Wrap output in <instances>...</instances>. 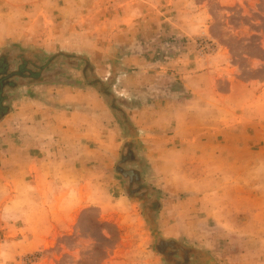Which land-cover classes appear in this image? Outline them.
<instances>
[{"label":"rangeland","instance_id":"1","mask_svg":"<svg viewBox=\"0 0 264 264\" xmlns=\"http://www.w3.org/2000/svg\"><path fill=\"white\" fill-rule=\"evenodd\" d=\"M5 54L13 72L40 75L5 88L0 264H264V232L228 237L208 220L187 193L194 174L161 147L171 132L159 129L166 106L193 97L184 77L201 70H214L217 93L229 79L264 88V0H0ZM33 104L88 121L60 157L38 158L49 163L38 172L14 157L34 150L14 124V111ZM158 239L197 254L171 248L168 262Z\"/></svg>","mask_w":264,"mask_h":264},{"label":"crops","instance_id":"2","mask_svg":"<svg viewBox=\"0 0 264 264\" xmlns=\"http://www.w3.org/2000/svg\"><path fill=\"white\" fill-rule=\"evenodd\" d=\"M213 75L214 70L207 68L188 77L189 80L184 77L185 87L189 85L186 89L193 97L184 102L174 101L160 112L163 118L159 129L171 132L164 137L166 144L161 147L174 151L182 159L184 173L194 174L191 184L186 186L191 192L187 193L205 207L208 220L223 226L227 232L223 234L228 237L255 238L254 232H264L259 225L260 219H264V88L229 79L227 91L217 93ZM194 80L204 83L194 84ZM63 98L77 99L78 94ZM14 113V124L31 132L32 138L28 140L34 150L14 151L16 166L22 167L23 159L31 162L27 171L38 172L41 165L49 166L38 158L60 157L65 150L61 146L72 136L86 137V117L52 112L36 104L16 109ZM11 119L12 116L5 117L1 125ZM99 124L95 121L93 125L98 128ZM169 127L171 131L167 130ZM72 131L75 135H71ZM43 141L47 142L46 148ZM171 145L174 148L167 149ZM18 161L22 163L17 164ZM50 162L56 165L53 160ZM60 163L64 166L65 159ZM253 219L254 226L250 225Z\"/></svg>","mask_w":264,"mask_h":264},{"label":"trees","instance_id":"3","mask_svg":"<svg viewBox=\"0 0 264 264\" xmlns=\"http://www.w3.org/2000/svg\"><path fill=\"white\" fill-rule=\"evenodd\" d=\"M9 59V56H7L6 54L0 58V121L10 112V107L7 104L8 96L5 88L12 89L16 87V84H14L13 81L17 76L21 78L26 77L31 81H36L37 77H39L40 75V72H33V70L30 69L28 70L24 68L23 65L19 68V70L13 72L10 66ZM163 246L165 247V249L161 248ZM170 249L171 251L174 249L178 253H180L183 259L185 258V256H193L197 254L196 250L185 248L179 243H176L172 240L166 241L158 239L156 251L168 262H171V260H169V256H171Z\"/></svg>","mask_w":264,"mask_h":264}]
</instances>
